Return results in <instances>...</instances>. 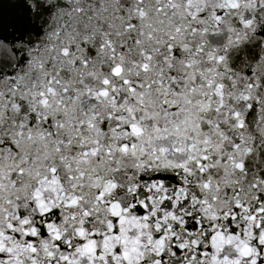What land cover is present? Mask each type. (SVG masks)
Here are the masks:
<instances>
[{
    "label": "snow or ice",
    "instance_id": "1",
    "mask_svg": "<svg viewBox=\"0 0 264 264\" xmlns=\"http://www.w3.org/2000/svg\"><path fill=\"white\" fill-rule=\"evenodd\" d=\"M0 264H264V0H0Z\"/></svg>",
    "mask_w": 264,
    "mask_h": 264
}]
</instances>
